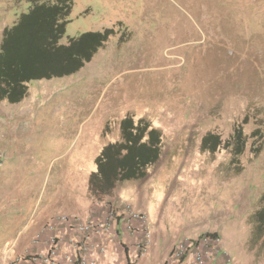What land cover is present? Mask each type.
<instances>
[{
    "label": "rangeland",
    "instance_id": "1",
    "mask_svg": "<svg viewBox=\"0 0 264 264\" xmlns=\"http://www.w3.org/2000/svg\"><path fill=\"white\" fill-rule=\"evenodd\" d=\"M28 7L0 0V41ZM109 28L77 72L0 101V247L28 204L88 197L96 157L132 115L161 131L163 149L145 180L117 185L118 204L134 209L141 194L159 247L217 234L230 264H264L248 247L264 193V0H73L60 43ZM234 129L247 141L238 164L224 147ZM207 133L215 151L202 148Z\"/></svg>",
    "mask_w": 264,
    "mask_h": 264
},
{
    "label": "trees",
    "instance_id": "2",
    "mask_svg": "<svg viewBox=\"0 0 264 264\" xmlns=\"http://www.w3.org/2000/svg\"><path fill=\"white\" fill-rule=\"evenodd\" d=\"M19 1L28 3V11L11 27L3 29L0 41V101L10 104L19 103L28 95V83L32 80L77 72L114 34L110 28L82 33L63 45L60 41L69 22L73 0ZM119 136L118 141L103 146L95 159L96 168L87 184L93 202L112 197L120 183L145 180L147 170L162 154V133L147 118L135 121L132 115H126L120 121ZM246 144L242 131L234 129L224 147L238 164ZM221 145L216 135L207 133L203 137V149L215 151ZM249 222L252 229L248 247L256 256L264 257V193Z\"/></svg>",
    "mask_w": 264,
    "mask_h": 264
},
{
    "label": "crops",
    "instance_id": "3",
    "mask_svg": "<svg viewBox=\"0 0 264 264\" xmlns=\"http://www.w3.org/2000/svg\"><path fill=\"white\" fill-rule=\"evenodd\" d=\"M139 198L138 206L134 209L132 207L131 211L146 214L145 210H139L141 204ZM52 199V196L48 195V204L41 205L42 200L39 203L35 202L38 206L33 211L29 208L33 202L28 204V209L24 212L25 221L18 237L5 239L0 247V258L3 264H44L35 260L34 257L42 255L46 251L48 238L52 234L59 238L60 254L58 259L63 260L74 251L75 234L67 224H59L56 218L60 216L76 217L81 220L98 218L105 212L101 206L105 204L112 207L116 213L126 209L125 205L118 204L119 199L115 194L101 202H93L89 194L85 198L74 195L64 201L59 199L58 202L52 201ZM3 211L4 204L1 203L0 219ZM146 215L149 220L150 216ZM141 223L139 220L124 223L123 218L117 215L112 226L113 230L109 231L105 238V254L96 256L97 264H163L173 246L179 241L163 242L159 247L155 243L156 237L150 234L149 223L144 227ZM48 226H53L51 231L45 229ZM206 229L211 230L210 228ZM146 233H148L147 236ZM137 244L144 246L140 254H137Z\"/></svg>",
    "mask_w": 264,
    "mask_h": 264
},
{
    "label": "built area",
    "instance_id": "4",
    "mask_svg": "<svg viewBox=\"0 0 264 264\" xmlns=\"http://www.w3.org/2000/svg\"><path fill=\"white\" fill-rule=\"evenodd\" d=\"M3 155L0 153V163ZM105 212L102 216L89 220L79 218H68L60 216L56 221L60 224H67L75 234L74 251L63 260H59V238L52 234L48 238L46 251L35 260L44 264H97L96 256L104 255L106 252L105 238L107 233L112 231L117 215L123 218L124 223L139 220L142 226H146L147 218L126 208L122 212L116 213L109 205H101ZM53 226H48L51 231ZM146 236L148 233L145 234ZM219 236L217 234H206L195 240H183L176 243L171 249L167 259L163 264H230V259L226 254L221 253L219 246ZM140 254L144 249L142 244H137Z\"/></svg>",
    "mask_w": 264,
    "mask_h": 264
}]
</instances>
